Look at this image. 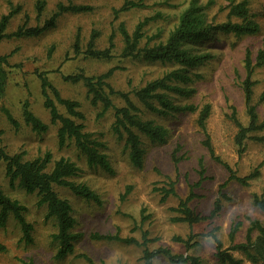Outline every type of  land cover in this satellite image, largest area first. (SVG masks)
I'll list each match as a JSON object with an SVG mask.
<instances>
[{
    "label": "rangeland",
    "instance_id": "obj_1",
    "mask_svg": "<svg viewBox=\"0 0 264 264\" xmlns=\"http://www.w3.org/2000/svg\"><path fill=\"white\" fill-rule=\"evenodd\" d=\"M43 1L41 15L37 17L35 4ZM125 0H0V18L9 10L19 9L10 20L6 33L14 32L24 23L27 26L42 25L50 17L60 2L83 4L92 7V11L83 14H64L56 26L33 38L3 39L0 43V56H7L8 65L4 91L0 97V107L8 109L19 123L14 129L0 110L1 145L9 153L25 151V158H35L50 152L52 160L65 158L74 162L79 168V175L73 180L88 185L95 191L102 205L97 206L75 197L67 189L57 187L56 192L67 199L73 209L74 233L83 235L75 244V253L62 260L55 259L56 245L52 242L54 224L46 219V207H37V198L26 194L18 187H10L0 164V186L12 199L18 200L27 208L26 218L33 226L31 244L20 242L21 232L18 224L11 218L4 228L0 229V243L6 248L0 252V264H21L19 260L31 259L35 264H85L78 254L88 255L95 264H144L141 260V249L119 243L92 241L89 235L115 233L119 229L121 236H132L141 239V232L147 231L149 250L168 247L174 254L198 257L203 264H219L215 257V243L203 235L216 230V236L223 248L243 242L248 218L258 219L264 224V216L252 206L253 194L260 195L264 189V145L255 141H245V149L239 157L234 137L237 128L231 116L244 126L248 123L241 83L245 76L243 59L245 51L251 52L252 62L258 50H264V0H246L250 11L255 15L260 31L254 36L235 37L233 34L216 33L202 44L187 43L185 48L196 54H210L212 57L203 65L186 69L191 81L182 85L193 89L188 98L174 97L179 105H195L199 109L208 104L210 116L206 121V133L210 139L215 156L227 163L237 176L248 175L258 168L259 177L247 187L229 182L219 196V186L226 182L227 171L216 163L203 145L204 134L196 124V113H175L167 117L144 114L143 119H150L164 126L168 132L165 145L143 140L145 150L144 167L141 170L131 167L123 142L117 140L110 128L113 123L112 111L98 118L101 106H92L87 99L86 90L81 83H67L62 75L82 72L87 76H97L114 68L108 83L115 89L130 93L135 88L143 87L147 82L161 77L164 73L179 69V66L158 62L131 60L120 56L123 43L118 32L120 23L131 33L134 27L145 18H149L144 27L147 37H152L150 44L164 41L176 25L180 13L192 0H141L142 8L120 12L115 17ZM137 1V0H131ZM237 2L242 0H236ZM197 5L209 23H221L226 20L228 2L226 0H197ZM17 9V10H18ZM92 30L98 32L96 47L104 49L108 38L114 34V49L110 60L98 61L77 55L73 52L75 35H79V48L85 50ZM146 39L141 41L144 45ZM46 73L49 81L58 89L63 98L77 101L80 104L85 130L94 134L104 144L103 152L114 170L110 176L101 170L89 169L83 157H80L72 145L59 148L57 145V126L50 124L47 111L43 107L38 73ZM197 76V77H196ZM252 80V104L255 105L259 120L264 115V66L255 68ZM27 100L30 110L48 125L43 134H35L27 127L21 117V105ZM116 105L122 101L116 99ZM234 110V114H232ZM59 111L63 109L59 107ZM264 134L263 132L256 133ZM178 148V149H177ZM174 150L182 158L177 171L171 155ZM203 161L205 180L199 188L194 189L197 198L191 207L203 216L213 210L216 199L221 202V211L213 219L189 227L185 223H173L176 216L169 208L177 205L178 199L169 196L165 203L159 202L160 188L169 180H176L175 191L183 198L188 192V184L197 182L198 161ZM127 186L130 193L121 200ZM144 210V212H142ZM142 218L144 220H142ZM143 221V222H142ZM241 222V227L234 238L229 240L230 227ZM193 235L192 242L197 245L186 251L183 244L173 242L174 236L187 238ZM155 240V241H154ZM242 259L243 264H251L240 252L232 253ZM153 264H171L164 257H157ZM260 264V263H259Z\"/></svg>",
    "mask_w": 264,
    "mask_h": 264
},
{
    "label": "trees",
    "instance_id": "obj_2",
    "mask_svg": "<svg viewBox=\"0 0 264 264\" xmlns=\"http://www.w3.org/2000/svg\"><path fill=\"white\" fill-rule=\"evenodd\" d=\"M228 2L226 9V20L221 23H209L201 9L197 5V0H192L189 6L184 9L177 20L176 25L168 33L164 41L150 44L152 37H147L144 27L149 18L137 23L133 31L129 33L122 23L118 26V32L123 43L120 53L122 58L139 60L144 62H158L162 64H172L179 66V69H173L164 73L152 81L147 82L143 87L135 88L130 93L115 90L108 79L112 76L114 68L107 70L97 76H87L82 72L62 75V80L67 83H81L86 90V96L92 106H101L98 118L103 117L107 112L112 111L113 123L111 132L117 140L123 142V149L127 154L128 161L132 168L141 170L144 167L145 150L143 149V140L146 138L150 143L165 145L168 140L166 128L150 119H143L144 114L149 113L156 116L167 117L175 113H196V124L204 134L203 145L207 149L210 157L221 165L228 173L226 182L219 186V196L226 198L221 189L226 187L229 182H235L240 186L247 187L251 181L259 177L258 168L254 169L248 175L240 177L235 171L219 157L215 156L206 133V121L210 116V106L208 104L200 109L195 105H179L174 101V97L188 98L193 94V89L183 87L182 85L191 81V77L186 75V69L203 65L211 59L210 54L193 53L185 48L187 43L202 44L216 33L233 34L235 37L254 36L260 31L259 24L255 20V15L250 11L248 2L242 0H226ZM44 7L43 1H37L35 9L37 17L41 15ZM141 0H125L118 10H114L115 17L120 12L131 9L142 8ZM18 9V8H17ZM9 10V12L0 18V43L3 39H21L33 38L43 34L45 31L56 26L58 19L64 14H83L92 11V7L83 4H73L71 2H60L56 4L55 10L49 18L44 20L42 25L27 26L26 23L17 27L10 33H6L7 26L12 17L19 9ZM98 32L92 30L84 51L79 48V35H75L73 43V52L84 57L105 61L112 57L114 49V34L108 38L107 46L104 49L96 47ZM146 39L144 45L141 41ZM8 65L7 56H0V97L3 94L7 72L4 66ZM264 66V50H258L255 56V63L252 62L251 52L247 49L244 54L243 67L245 76L241 83L244 106L248 123L242 125L234 115L231 116L233 123L237 128L234 137L237 153L240 157L245 149V141L251 140L264 145V134L257 135L264 131V115L262 121L259 120L255 105L252 104L253 87L256 82L252 80L255 68ZM40 93L43 99V107L49 116V122L57 126L56 138L59 148L72 145L80 157H83L85 164L89 169L101 170L106 174L114 175V170L109 159L104 154V144L98 140L94 134L85 130L82 123L84 116L79 110L80 104L77 101L63 98L58 89L49 81L46 73H38ZM197 77V76H196ZM261 96L264 99V94ZM119 99L121 105H116L114 101ZM59 107L63 112L59 111ZM5 119L14 128L19 127V123L12 113L4 106L0 107ZM234 114V110L232 112ZM21 117L23 123L35 134H43L48 130V125L38 118L31 110L27 100L21 105ZM0 130V164L4 166V174L10 187H18L26 194L34 195L37 198L36 206H45L47 213L46 219L54 224V233L51 235L52 242L56 245L55 259L62 260L75 253L76 242L83 237L80 233H74L73 228L75 219L73 209L69 201L61 197L55 190L60 187L67 189L75 197L88 203L102 205L99 195L88 185L78 183L73 179L80 173V168L68 159L60 158L52 160L50 152H45L35 158H25V151L9 153L1 145ZM178 149V148H177ZM174 150L171 159L177 171V165L182 158L177 157ZM198 180L194 184H188V192L183 198L178 197L175 191L176 180H169L157 188L160 195L159 202L165 203L169 196L178 199L175 207L169 208V211L176 214L171 219L173 223H185L189 227L213 219L221 211L220 200L216 199L213 204V210L208 216H203L191 207V203L197 198L194 193L195 188H199L205 180V169L203 161H198ZM131 187L127 186L121 200H123ZM252 206L264 216V189L260 195L253 194L251 198ZM144 212V210H142ZM27 208L18 200L10 198L0 186V229L4 228L7 220L11 217L19 226L21 232L20 242L25 245L33 242V226L26 218ZM142 220H144L142 218ZM249 226L246 229L243 242L235 243L229 248H223L221 241L216 236V230L203 235L210 237L215 243L214 257L219 264H243V260L236 258L232 253L240 252L251 264H264V224L258 219L248 218ZM143 222V221H142ZM241 222H235L231 225L229 231V240L234 242V238L241 227ZM92 241L119 243L126 246H135L141 249V260L144 264H153V260L159 256L164 257L171 264H203L195 256L184 254H174L168 247H160L156 250H149L148 244L153 240L148 238V232H141V239L137 240L132 236H121L119 229L115 233L101 234L93 232L89 235ZM193 235L187 238L174 236L173 242L183 244L188 251L197 245L192 242ZM155 241V240H154ZM6 248L0 243V252H5ZM76 257L83 259L85 264H95L86 254H78ZM21 264H35L31 259L19 260Z\"/></svg>",
    "mask_w": 264,
    "mask_h": 264
}]
</instances>
